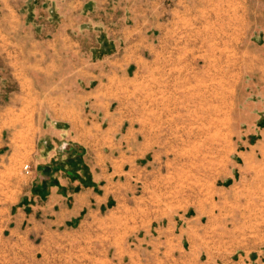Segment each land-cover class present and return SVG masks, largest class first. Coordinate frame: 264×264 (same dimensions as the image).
I'll return each instance as SVG.
<instances>
[{
  "label": "rangeland",
  "instance_id": "1",
  "mask_svg": "<svg viewBox=\"0 0 264 264\" xmlns=\"http://www.w3.org/2000/svg\"><path fill=\"white\" fill-rule=\"evenodd\" d=\"M8 11L18 14L20 27L6 36L20 44L25 59L31 56L30 39L42 52L60 23L71 27L69 50L63 49L54 74L85 73L90 58L95 62L93 57L113 52L115 29L135 28L142 19L156 46L131 73L126 100L153 149L147 165L138 163L132 193L117 210L63 228L37 217L33 227L26 219L15 224L18 202L27 215L31 182L42 166L57 161L36 169L35 160L22 157L20 139L9 141L0 149V264H259L264 0H0V21ZM157 21L167 24L159 29ZM3 35L1 29L4 43ZM4 60L0 56V106L16 84ZM37 74L45 85L46 75ZM71 145L58 143L66 152ZM77 146L81 164L74 163L75 172L89 186L92 145ZM250 149L255 153L248 155ZM248 164L259 165L256 187ZM126 202L134 206L132 213Z\"/></svg>",
  "mask_w": 264,
  "mask_h": 264
},
{
  "label": "crops",
  "instance_id": "2",
  "mask_svg": "<svg viewBox=\"0 0 264 264\" xmlns=\"http://www.w3.org/2000/svg\"><path fill=\"white\" fill-rule=\"evenodd\" d=\"M139 14L145 18L148 12L142 9ZM19 18L16 12L8 11L0 21V39L1 29L4 30L0 56L11 69L8 78L16 83L9 93V101L0 106V149L9 141L20 139L22 157L30 163L35 160L36 169L67 155L66 150L60 151L58 147L61 141L90 144L94 155L87 162L92 177L89 186L82 185L80 178L67 175L64 169H58L53 174L56 180L49 183L45 192L40 191L42 199L38 189L49 176L37 173L28 195V200L32 199L28 204L29 213L26 215L21 210L20 200L15 224L20 225L26 219L34 227L40 217L48 225L63 228L78 224L82 218L96 220L106 210H117L122 199L132 193L133 179L141 170L138 163L147 165L148 154L153 149L147 141L152 140L149 133L143 127L136 128L133 106L126 97L132 90L130 75L148 61L146 52L155 49L154 38L149 36L141 19L135 28L126 25L122 31L115 29L111 40L113 52L107 57H93L95 62L90 58L91 67L85 73L72 70L54 74L53 70H58L53 67L58 57L64 55L63 49L69 50L72 40L67 30L71 27L60 23L42 43L47 45L42 52L38 51L41 45L30 39L27 47L31 56L25 59L20 44L6 36L9 30L15 32L20 27ZM157 22L159 29L167 24ZM37 73L46 75L45 85L38 84ZM253 153L255 150L250 149L248 155ZM247 166V171H254L256 187L259 165ZM125 209L132 213L134 206L126 202ZM262 256L256 258L259 264H264Z\"/></svg>",
  "mask_w": 264,
  "mask_h": 264
},
{
  "label": "trees",
  "instance_id": "3",
  "mask_svg": "<svg viewBox=\"0 0 264 264\" xmlns=\"http://www.w3.org/2000/svg\"><path fill=\"white\" fill-rule=\"evenodd\" d=\"M79 148L80 147L77 146V144L71 145V147L69 149H67L68 150L67 151L68 152L67 158L62 159V160L57 161V162L50 163V164H48V166H42L41 167V173L49 176L48 177L49 180H47V179L42 180V182L40 184V187L44 190V192H45L47 186L49 185V182H53V180H54V179H51V176H52L51 175V170L53 172L54 170H58V169H62L63 168L64 170H66V173H67V171H68V174L70 173L69 174L70 176L78 177V178H80V180L82 182L84 181L83 177L80 176L79 173L75 172V167H74V165H77V164L80 165L81 164V157H80ZM76 162H77V164H74ZM66 164L68 165L67 168L65 166ZM80 168H83V172L86 175V173H87L86 172L87 171L86 168L84 166H82Z\"/></svg>",
  "mask_w": 264,
  "mask_h": 264
}]
</instances>
